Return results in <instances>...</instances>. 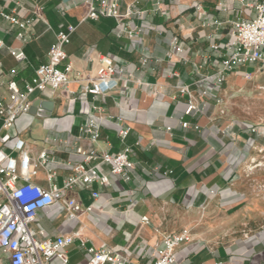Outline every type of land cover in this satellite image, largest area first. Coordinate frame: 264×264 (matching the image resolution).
<instances>
[{"label": "crops", "instance_id": "0c3cea01", "mask_svg": "<svg viewBox=\"0 0 264 264\" xmlns=\"http://www.w3.org/2000/svg\"><path fill=\"white\" fill-rule=\"evenodd\" d=\"M220 1L227 5V11L219 8ZM81 2L22 0L29 14L37 11L42 17L29 30L31 40L26 44L17 37L19 28L0 17V40L4 44L0 47V70L7 74L16 69L15 79L22 88L34 77L35 70L48 62V51L57 33L69 25L77 26L65 48L68 58L63 64L72 66L68 87L76 94L70 95L64 89L50 96L35 93L33 98L54 102L53 110L49 116L31 111L22 115L13 133L25 138L35 152L46 149L57 159L77 163L81 158L70 154L75 143L111 152L127 145L136 168L129 183L111 175L108 186L95 183L89 188H77L72 195L85 207L93 206L79 220L70 221L56 206H51L39 210L32 226L44 229L51 238L80 230L87 246L107 243L132 255L139 264H153L164 237L187 229L191 241L176 250L175 264H264V228L255 235L246 233L234 242H222L197 228L209 217L207 212L214 204L228 207L227 200L237 195L230 182L234 172L231 160L242 126L227 118L217 100L235 77L246 79L245 73L250 71L242 66L228 74L217 95L212 92L200 97L198 94L205 89L200 80L219 69L215 62L220 52L214 53L210 46L228 40L227 21L252 17L255 10L243 6L240 0H123L122 12H126L128 5L134 10H146V18L153 25L145 24L137 15L130 19L143 27L144 50L152 58L141 66L140 53L132 48L131 40L117 36L114 19L80 22L84 8L75 5ZM15 8L13 0H0V9L6 13ZM215 21L225 23L217 26ZM173 37H178L183 51L170 60L167 53ZM11 48H23L26 59L17 61ZM100 54L114 56L116 77L124 80L130 76L131 80L126 86L120 81L114 91L93 101L92 95L82 90L88 77H96ZM205 56H211L210 62L198 68ZM136 80L150 86H139ZM180 86H188L191 94L198 97L199 111L185 114L189 94L181 93ZM7 98V86L0 82V99ZM94 102L107 115L121 117L131 127L125 143L115 129L109 128H103L96 142L75 139L79 126L93 117L90 106ZM182 121L188 126H182ZM1 127L2 120L0 130ZM53 139L66 140L69 145L63 146ZM70 173L60 169L55 182L61 185ZM40 183L47 184L45 180ZM93 191L99 192L98 198L93 197ZM144 216L147 221L142 220ZM67 252L69 264L87 263L88 254L78 240ZM0 262L10 264L8 255L1 251ZM50 264L62 263L54 258Z\"/></svg>", "mask_w": 264, "mask_h": 264}, {"label": "built area", "instance_id": "2783aa9c", "mask_svg": "<svg viewBox=\"0 0 264 264\" xmlns=\"http://www.w3.org/2000/svg\"><path fill=\"white\" fill-rule=\"evenodd\" d=\"M16 8L12 13H6L0 9V17L8 20L19 28L17 37L24 44L31 40L29 30L42 17L34 11L29 14L24 9L22 0H13ZM32 1V0H28ZM45 1V0H44ZM123 0H82L84 8L80 22L87 20H99L101 18H112L116 21V34L118 37H128L132 48L140 53L141 66H146L151 61V56L144 50L141 33L143 27L130 21L133 15H137L145 24L153 26L147 20L146 10H134L128 5L126 12L121 11ZM246 8L255 10L252 17L237 18L227 21L228 40L223 44H212L210 49L220 52L218 60L219 69L208 75H203L201 82L205 89L198 95L208 96L214 92L215 95L222 87V83L228 74L237 68L247 65H264V0H240ZM220 9L227 11L228 7L222 1L218 3ZM43 9V5L39 6ZM205 15V12H200ZM225 22L215 21L217 26ZM76 25H69L66 30H61L56 35V40L48 51V62L40 65L35 70V75L25 83L22 88L15 79L16 69H11L7 74L0 70V82L5 83L8 90V98L0 99V251L8 255L10 264H50L57 258L62 264H69L67 248L78 240L80 245L86 249L88 260L86 264H139L132 255L125 254L109 246L107 243L99 247L87 246V240L80 230L48 237L44 229L32 226L38 217L40 209L56 206L59 213H63L70 221L79 220L80 217L92 211L93 206H84L81 200L72 195L80 187L89 188L98 183L102 186L111 184V175L117 176L122 181L129 183L133 179L136 168L131 158V148L125 145L118 152L109 150L100 151L96 148H85L75 143L70 154L81 158L80 162L71 159H57L51 156L48 150L35 152L27 140L13 133L19 118L29 114L34 103L42 98L32 96L40 92L50 96L56 90L64 89L70 95L77 91L71 90L68 85L71 82L70 74L72 66L64 64L68 58L66 46L70 44L72 34L76 31ZM170 51L167 57L175 60L183 51L178 37L170 40ZM0 40V47L3 46ZM12 55L17 61H24L26 54L23 48H11ZM211 56H205L203 62L198 66L202 68L210 62ZM63 66V67H62ZM116 58L108 54H100L98 58L97 75L88 77L82 92L92 95L93 101L99 96L106 95L119 87L120 81L126 86L131 77H116ZM245 78H252L251 72L245 73ZM79 81V80H77ZM139 86H150L149 83L136 80ZM181 93H188L189 99L186 115H190L201 109L198 97L191 94L188 86H180ZM72 100H75L73 98ZM221 103V97H218ZM90 109L94 111L93 117L82 123L78 128L75 139L87 138L93 142L101 138L103 128L115 129L121 142L125 143L131 127L123 122V118H114L105 113L104 109L92 103ZM38 113L43 110L38 105ZM187 127V122H181ZM171 130V127L167 128ZM54 141L68 146L66 140L53 139ZM60 169L70 170L62 184L55 182ZM46 181V185L40 183ZM94 198L99 197V192L93 191ZM147 221V217L142 218ZM191 241L187 229L180 232L167 234L158 248L157 258L153 264H175L176 250L183 244ZM232 261V258H231ZM1 264V262H0ZM217 264H224L219 262Z\"/></svg>", "mask_w": 264, "mask_h": 264}, {"label": "rangeland", "instance_id": "374dc122", "mask_svg": "<svg viewBox=\"0 0 264 264\" xmlns=\"http://www.w3.org/2000/svg\"><path fill=\"white\" fill-rule=\"evenodd\" d=\"M75 6L82 9L80 4ZM243 69L252 72V78L235 77L221 94L225 115L242 126L231 160L230 182L237 195L227 200L228 207L214 204L209 217L197 226L222 242H234L264 228V65Z\"/></svg>", "mask_w": 264, "mask_h": 264}, {"label": "water", "instance_id": "95a60500", "mask_svg": "<svg viewBox=\"0 0 264 264\" xmlns=\"http://www.w3.org/2000/svg\"><path fill=\"white\" fill-rule=\"evenodd\" d=\"M38 105H41L43 108L42 112L38 113ZM54 107V102L50 101V100H44V101H36L33 105V107L31 108V112L36 114H40L41 116H49L51 111L53 110Z\"/></svg>", "mask_w": 264, "mask_h": 264}]
</instances>
